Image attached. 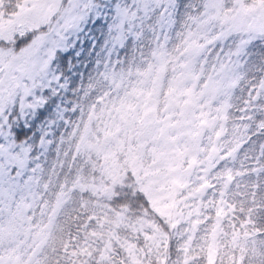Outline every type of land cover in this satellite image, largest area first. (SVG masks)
<instances>
[{"label":"snow or ice","instance_id":"6c2138e0","mask_svg":"<svg viewBox=\"0 0 264 264\" xmlns=\"http://www.w3.org/2000/svg\"><path fill=\"white\" fill-rule=\"evenodd\" d=\"M0 264H264V0H0Z\"/></svg>","mask_w":264,"mask_h":264}]
</instances>
